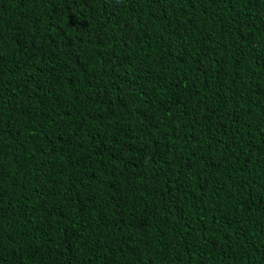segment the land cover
I'll return each instance as SVG.
<instances>
[{"label": "trees", "instance_id": "16d2710c", "mask_svg": "<svg viewBox=\"0 0 264 264\" xmlns=\"http://www.w3.org/2000/svg\"><path fill=\"white\" fill-rule=\"evenodd\" d=\"M0 264H264V0H0Z\"/></svg>", "mask_w": 264, "mask_h": 264}, {"label": "clouds", "instance_id": "9594fccd", "mask_svg": "<svg viewBox=\"0 0 264 264\" xmlns=\"http://www.w3.org/2000/svg\"><path fill=\"white\" fill-rule=\"evenodd\" d=\"M1 182V181H0ZM2 240L0 239V250H1V247H2Z\"/></svg>", "mask_w": 264, "mask_h": 264}]
</instances>
